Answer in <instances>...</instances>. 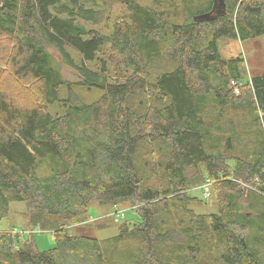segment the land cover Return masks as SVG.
Listing matches in <instances>:
<instances>
[{"label": "trees", "instance_id": "trees-1", "mask_svg": "<svg viewBox=\"0 0 264 264\" xmlns=\"http://www.w3.org/2000/svg\"><path fill=\"white\" fill-rule=\"evenodd\" d=\"M257 37L264 0H0V222L23 202L53 236L0 229V264H264V71L218 46ZM206 178L218 212L198 214ZM93 201L138 220L74 233Z\"/></svg>", "mask_w": 264, "mask_h": 264}, {"label": "rangeland", "instance_id": "rangeland-1", "mask_svg": "<svg viewBox=\"0 0 264 264\" xmlns=\"http://www.w3.org/2000/svg\"><path fill=\"white\" fill-rule=\"evenodd\" d=\"M141 3L149 4L152 0H138ZM162 0H156L159 3ZM107 12L112 13V17L120 16L123 11L119 3L114 4L112 7L109 2L106 4ZM103 23V22H102ZM101 23V24H102ZM5 40H0V43ZM218 46L220 54L224 58H231L237 55L243 57L242 69L244 72V79L250 78L253 74H259L264 71V39L263 37H257L245 41H239L237 39L220 38L218 40ZM52 54L56 53L52 50ZM57 59L58 57L55 56ZM56 59V60H57ZM60 61V60H59ZM1 64V63H0ZM1 68L4 69L1 64ZM61 71L64 77L71 82H75L80 78L78 75L65 65L61 64ZM243 81H240L242 84ZM3 86L20 100L25 101L24 93H21L10 77L3 79ZM207 179V178H206ZM207 185V191L209 196L205 194L203 184ZM203 184L192 187L188 194L195 197L189 206L195 213L209 214L217 213L218 205L214 200V196L211 190V180H205ZM134 204L131 201H120L116 204H101L97 201H93L89 204V213L85 220L79 221L73 226V232L79 235L83 234L94 238H106L115 233L117 225L123 221H137V215L133 209ZM27 206L25 203H12L10 205V212L7 219L0 222V229H7L10 226H16L15 233L21 234L20 240L29 241L35 239L37 246L40 250H46L53 246V236L51 231H44L40 227L36 226L34 229H30L27 223ZM188 264H193L189 262Z\"/></svg>", "mask_w": 264, "mask_h": 264}, {"label": "built area", "instance_id": "built-area-1", "mask_svg": "<svg viewBox=\"0 0 264 264\" xmlns=\"http://www.w3.org/2000/svg\"><path fill=\"white\" fill-rule=\"evenodd\" d=\"M231 85H232V88H233V91L235 92V94H238V92H239V86H238L234 81H231ZM210 184H211V183H210ZM203 185H205V186H204L205 194H206L207 196H209V193H208V191H207V185H209V183H207V181H206L205 184H203Z\"/></svg>", "mask_w": 264, "mask_h": 264}]
</instances>
